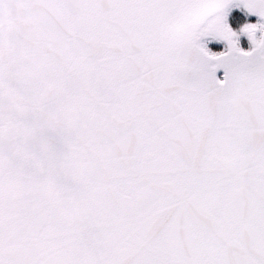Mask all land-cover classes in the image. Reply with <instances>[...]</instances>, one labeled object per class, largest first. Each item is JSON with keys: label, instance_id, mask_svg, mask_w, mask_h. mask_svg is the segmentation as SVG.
Listing matches in <instances>:
<instances>
[{"label": "snow or ice", "instance_id": "6c2138e0", "mask_svg": "<svg viewBox=\"0 0 264 264\" xmlns=\"http://www.w3.org/2000/svg\"><path fill=\"white\" fill-rule=\"evenodd\" d=\"M0 264H264V0H0Z\"/></svg>", "mask_w": 264, "mask_h": 264}, {"label": "rangeland", "instance_id": "374dc122", "mask_svg": "<svg viewBox=\"0 0 264 264\" xmlns=\"http://www.w3.org/2000/svg\"><path fill=\"white\" fill-rule=\"evenodd\" d=\"M239 14V13H238ZM248 18H245L243 15L239 18V20L237 21L238 23H240L239 25H236V27H233L234 30H236L237 32L240 31V28L243 24L245 23H250V21H248ZM239 42L240 45L242 44V46H244L247 43V35L246 34H241L239 37ZM207 47H209V49L211 51H215V49L218 48V44H216L215 42L212 41H207L206 42Z\"/></svg>", "mask_w": 264, "mask_h": 264}, {"label": "water", "instance_id": "95a60500", "mask_svg": "<svg viewBox=\"0 0 264 264\" xmlns=\"http://www.w3.org/2000/svg\"><path fill=\"white\" fill-rule=\"evenodd\" d=\"M220 72L223 73V69H218V70H217V76H218V74H219Z\"/></svg>", "mask_w": 264, "mask_h": 264}]
</instances>
